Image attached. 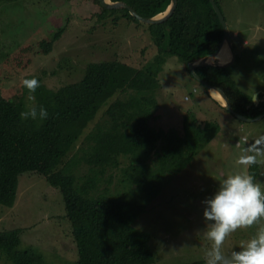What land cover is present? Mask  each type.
<instances>
[{"label": "trees", "instance_id": "obj_1", "mask_svg": "<svg viewBox=\"0 0 264 264\" xmlns=\"http://www.w3.org/2000/svg\"><path fill=\"white\" fill-rule=\"evenodd\" d=\"M3 1L11 0H0V7ZM88 1H92L93 19L99 22L113 18L118 24L127 19L147 27L158 52L143 67L117 59L92 62L81 81L58 90L48 88L37 77L40 87L33 93L36 104L49 113L43 122L22 120L19 113L27 110V89L19 86L4 90L0 80V205H14L20 176H43L63 196L65 218L77 248L74 264H155L153 235L137 227L136 221L162 192L167 177L187 168L221 127L217 120L202 123L192 110L184 115L183 134L174 128L155 126L160 116L157 96L163 90L159 75L167 59L176 56L198 81L188 65L219 49L223 26L210 0H177L172 16L159 24H144L127 8L107 9L100 0L85 3ZM123 1L146 17L164 12L171 3ZM216 2L223 12L220 0ZM57 26L48 38L39 41L42 51L32 45L23 47V53L13 57L16 65L27 69L32 54H49L66 29L62 22ZM234 39L236 49L243 43L241 32ZM1 46L0 36V51ZM196 72L220 87L236 112L249 118L264 114V98L252 101L253 95L238 87L228 67L202 66ZM122 157L128 158L127 166H122ZM85 166L88 172L80 175V167ZM260 166L249 168L256 181ZM116 168L122 170L125 179L120 182L123 191L117 189L119 184L113 185ZM21 232V228L0 231V253L12 264H47L36 247L20 248ZM187 264L206 262L197 259Z\"/></svg>", "mask_w": 264, "mask_h": 264}, {"label": "rangeland", "instance_id": "obj_2", "mask_svg": "<svg viewBox=\"0 0 264 264\" xmlns=\"http://www.w3.org/2000/svg\"><path fill=\"white\" fill-rule=\"evenodd\" d=\"M220 2L231 36L232 31L234 38L235 32H241L248 40L235 50L234 60H238L235 69H231L232 77L239 88L256 95L255 102H259L264 98V0ZM91 3H85V0L3 1L0 7V80L3 89L22 86V79L35 76L40 77L48 88L58 90L81 81L92 62L117 59L143 67L154 58L158 47L147 27L127 19L118 24L113 18L99 22L91 15ZM60 22L66 29L53 50L47 55L32 54V63L27 69L18 67L13 57L20 56L22 48L30 45L36 51H42L39 41L48 38ZM159 79L163 90L157 96L160 116L154 121L155 126L174 128L183 134L182 121L189 110L194 111L202 123L217 118L214 109L217 105L176 56L167 59ZM27 96L28 92L24 98L28 106ZM223 113L229 121H224L218 134L200 149L187 168L167 177L162 192L136 221L137 227L153 235L155 264H187L205 259L210 242L203 235L202 201L215 191L222 178L245 171L237 164V158L248 144L264 136V116L245 121L228 111ZM81 143L82 139L76 148ZM127 165L128 158L122 157V166ZM260 165L257 182L264 184V164ZM88 169L87 166L80 167L79 174L85 175ZM114 172L113 185L119 184L117 189L123 191L120 184L125 180L122 170L116 168ZM28 174L20 176L14 205H0V231L21 228L20 248L36 247L43 252L47 264H74L77 248L69 220L65 218L61 192L45 177ZM260 228H264V219L249 228L237 229L225 239L223 250L228 254L239 250L240 245ZM0 264L12 262L0 253Z\"/></svg>", "mask_w": 264, "mask_h": 264}, {"label": "clouds", "instance_id": "obj_3", "mask_svg": "<svg viewBox=\"0 0 264 264\" xmlns=\"http://www.w3.org/2000/svg\"><path fill=\"white\" fill-rule=\"evenodd\" d=\"M233 50L235 53L234 45ZM21 84L27 89V100L30 103L26 111L19 113L20 118L39 122L47 120V109L43 105H37L32 95L40 87L38 78H24ZM251 100L255 102L256 95ZM217 101L223 106L222 101ZM236 162L245 171L222 178L215 191L202 201V216L205 221L203 235L210 242L205 252L206 264H264V228H260L243 242L239 250H232L230 254L223 250L225 239L231 233L237 229L249 228L264 219V184L257 182L247 171L253 165L264 164V136L248 144Z\"/></svg>", "mask_w": 264, "mask_h": 264}, {"label": "water", "instance_id": "obj_4", "mask_svg": "<svg viewBox=\"0 0 264 264\" xmlns=\"http://www.w3.org/2000/svg\"><path fill=\"white\" fill-rule=\"evenodd\" d=\"M216 13L218 14V17L221 21V24L223 26V30H224V39L219 47V49L210 54L207 55L205 57L196 59L194 61H191L189 63V69L191 71V73L195 76V78L204 84V86L208 89V91L210 93H212V90H216L217 92H219L222 97L224 98L223 101V106L230 111L232 114H234L236 117L243 119L245 121H252V120H256L258 118H261L264 116V114H262L261 116H258L256 118H249L246 117L238 112H236L231 104V101L229 99V97L226 95V93L218 86L212 85L211 83H209L208 81H206L205 79H203L197 72H196V68L197 67H202V66H222V67H227L231 64V62L234 60L235 58V53L233 50V42H232V36H231V30L229 28V24L226 20L225 15L223 14L220 6L218 5V3L216 2V0H210ZM100 3L102 4L103 7L107 8V9H121V8H127L130 11V14L133 15L134 17H136L140 22L145 23V24H159L162 23L166 20H168L172 14L174 13L176 6H177V0H171L170 5L168 6V8L164 11L161 12L155 16L152 17H146V16H142L140 15L136 9L131 6L130 4H128L126 1L123 0H117V1H112V0H100ZM223 46H227L228 49L230 50L231 54H232V58L229 62H225V63H221L219 61L216 60V57L218 55V53L220 52L221 48Z\"/></svg>", "mask_w": 264, "mask_h": 264}, {"label": "crops", "instance_id": "obj_5", "mask_svg": "<svg viewBox=\"0 0 264 264\" xmlns=\"http://www.w3.org/2000/svg\"><path fill=\"white\" fill-rule=\"evenodd\" d=\"M237 33L238 32H235V34H236V36H237ZM242 42L244 43H248V40H247V38L246 37H243V39H242ZM219 61H223V60H221V59H218ZM237 60H238V58L236 59V60H234V62L231 64V66H229V71L231 72V74H232V76H233V71H231V69H235V65H236V62H237ZM227 61V60H226ZM255 93V92H254ZM254 93H252V94H254ZM212 95V94H211ZM212 97L214 98V99H216L213 95H212ZM217 100V99H216ZM213 109V108H212ZM216 111H217V118H215V120H217L218 122H219V124L221 125V126H223V123H224V121L226 120V121H229L228 120V118H226V116H224V110L221 108V107H219V106H217V108H214ZM227 112H225V114H226ZM223 115V116H222ZM222 116V117H221ZM221 118H222V121H221Z\"/></svg>", "mask_w": 264, "mask_h": 264}, {"label": "bare ground", "instance_id": "obj_6", "mask_svg": "<svg viewBox=\"0 0 264 264\" xmlns=\"http://www.w3.org/2000/svg\"><path fill=\"white\" fill-rule=\"evenodd\" d=\"M216 58L223 60V61L218 60L219 62H227V61L231 60L232 54H231V52L227 46H223ZM211 92L215 98H217L218 100H220L222 102L224 101V98L222 97V95L219 92H217L216 90H212Z\"/></svg>", "mask_w": 264, "mask_h": 264}]
</instances>
